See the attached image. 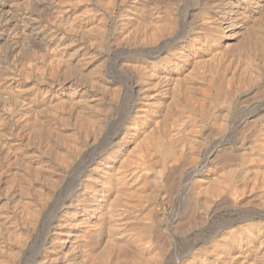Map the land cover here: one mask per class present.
<instances>
[{
  "label": "rangeland",
  "instance_id": "obj_1",
  "mask_svg": "<svg viewBox=\"0 0 264 264\" xmlns=\"http://www.w3.org/2000/svg\"><path fill=\"white\" fill-rule=\"evenodd\" d=\"M225 8V0H0V264H209L220 241L250 240L254 225L264 236V218L249 219L264 206L256 162L264 146L254 143L264 132V44L248 38L249 48L221 52L209 31ZM246 15H262L264 37V10ZM183 117L196 126L189 162ZM110 168L130 190L146 178L152 195L137 203L127 192L130 208L120 206L115 222L128 235L118 240L115 229L88 233L83 223L94 225L84 209L100 199ZM211 174L220 190L198 202L193 184ZM148 207L146 221L132 219ZM248 249L227 264H264V246Z\"/></svg>",
  "mask_w": 264,
  "mask_h": 264
},
{
  "label": "bare ground",
  "instance_id": "obj_2",
  "mask_svg": "<svg viewBox=\"0 0 264 264\" xmlns=\"http://www.w3.org/2000/svg\"><path fill=\"white\" fill-rule=\"evenodd\" d=\"M66 1V0H65ZM223 1V0H222ZM24 2V1H23ZM226 2V8L224 9L225 10V19H223L224 21H222L223 23H220V22H217V23H220L218 25V27L216 28H213L211 29V31H209V34L210 36H214L215 37V40L217 41V44H218V48L220 49L221 52H223L224 54L226 53H229V52H233V51H237V47L239 46H247V45H244V42L245 40H248V38H250V42H253L251 40V38L257 42V44H264V37L261 36V34H257L258 33V30H259V24H261L263 22V18H262V15H260L261 17H253V16H247L246 15V10H247V7H252L253 6V10H255V12H262V10H264V0H225ZM19 4V3H18ZM58 4V3H57ZM12 5V4H11ZM57 9V8H56ZM214 9V8H213ZM7 10V9H6ZM11 10V9H10ZM249 10V9H248ZM4 12H7L4 10ZM250 12V11H249ZM248 13V12H247ZM220 14V13H219ZM223 14V13H222ZM259 14H262V13H259ZM223 15V16H224ZM5 16V15H4ZM7 16V15H6ZM221 16V15H220ZM257 16V15H256ZM64 18V17H63ZM8 20V19H7ZM29 20V19H28ZM58 20V19H57ZM221 20V19H219ZM218 20V21H219ZM54 22V21H53ZM20 25V24H19ZM70 27V26H69ZM56 31V30H55ZM211 32V33H210ZM257 32V33H256ZM51 33V32H50ZM50 35V34H49ZM31 36V35H30ZM52 36V35H51ZM32 37V36H31ZM46 37H50V36H46ZM55 37V36H54ZM257 39V40H255ZM41 40V38H40ZM214 42V41H213ZM247 43V41H246ZM245 43V44H246ZM251 44H254L251 43ZM250 44V45H251ZM249 45V43H248ZM255 45V44H254ZM213 46H216V44ZM196 47V46H195ZM249 48V46H247ZM244 48V47H243ZM212 49V48H211ZM239 49V48H238ZM218 50V49H216ZM240 50V49H239ZM245 51V53L247 52V48H244L243 49ZM195 51V50H194ZM215 52V50H213ZM219 51V50H218ZM242 51V50H241ZM249 51V50H248ZM49 52V51H48ZM185 53V52H184ZM218 55H219V52H217ZM236 53V52H235ZM249 53V52H247ZM186 54V53H185ZM224 54H222V58L224 56ZM34 55V54H33ZM221 55V54H220ZM230 55V53H229ZM183 56V55H182ZM185 56V55H184ZM215 56V55H214ZM217 56V55H216ZM251 56V55H250ZM58 57V56H57ZM186 57V56H185ZM188 57V56H187ZM61 58V57H60ZM209 58V57H208ZM207 58V59H208ZM239 58V57H238ZM253 58V57H252ZM177 59V58H176ZM180 59V57L178 58ZM183 58H181L182 60ZM185 59V58H184ZM183 59V60H184ZM180 60V61H181ZM182 60V61H183ZM191 60V59H190ZM192 60H193V57H192ZM254 60V58H253ZM187 61V60H185ZM194 61V60H193ZM217 61V60H216ZM65 62V61H64ZM189 62V59L188 61ZM175 63V62H174ZM181 63V62H179ZM184 63V62H183ZM239 64V63H238ZM179 65V64H178ZM182 65V64H181ZM130 66V65H129ZM255 66V65H254ZM134 67V66H133ZM163 67V66H162ZM202 67V66H201ZM167 68V67H166ZM176 68V67H175ZM208 68V67H207ZM171 69V68H170ZM194 69V68H193ZM241 69V68H240ZM262 69V68H261ZM149 70V69H148ZM242 71V70H241ZM162 72V71H161ZM165 72V71H164ZM208 72V71H207ZM153 73V72H152ZM168 73V72H166ZM252 74V73H251ZM150 77V76H149ZM166 76H164L163 78H165ZM189 77V76H188ZM151 78V77H150ZM155 78V77H154ZM171 78V77H170ZM173 78V77H172ZM232 78V77H231ZM237 78H238V75H237ZM158 79V78H157ZM162 79V78H161ZM175 79V78H174ZM159 80V79H158ZM174 81V80H173ZM187 81V79H186ZM175 83V82H174ZM160 84V83H159ZM163 84V83H162ZM182 85V84H181ZM151 86V85H150ZM180 86V85H179ZM184 86V85H183ZM149 87V86H148ZM187 89V88H186ZM179 90V89H178ZM186 91V90H185ZM188 93V92H187ZM186 93V94H187ZM185 94V95H186ZM191 97V96H189ZM264 98V97H263ZM168 99V98H167ZM173 99V98H172ZM178 100V99H177ZM184 100V99H183ZM187 100V99H186ZM190 100V99H189ZM180 102V101H178ZM157 104V103H156ZM163 104V103H162ZM209 104V103H208ZM174 105V104H173ZM171 106V105H170ZM161 109V108H160ZM225 110V109H224ZM164 114V113H162ZM143 115V114H142ZM184 115V114H183ZM188 115V114H186ZM190 115V114H189ZM188 115V116H189ZM221 115V114H220ZM185 120V125H186V135H184V139L187 137L189 139V141L191 142V151L188 155L185 156V160L186 162L188 161H192V160H195L196 158V155H197V147H196V141L197 139H195V129L194 127L195 126V120L193 121L192 119L188 118V117H183ZM163 119V118H162ZM183 120V119H182ZM220 121V120H219ZM162 123V122H161ZM197 124V122H196ZM150 126V125H149ZM223 126V125H222ZM216 128V127H215ZM218 128V127H217ZM218 130V129H217ZM256 133V132H255ZM133 134V133H132ZM144 134V133H143ZM140 139V138H139ZM182 139V140H184ZM187 141V139H185ZM184 140V142H185ZM254 143L256 144H259V146H264V132H259V134L257 136H255V139H254ZM129 141V140H127ZM137 141V140H136ZM187 141V142H189ZM140 142V141H139ZM138 142V143H139ZM144 142V141H143ZM179 142V141H178ZM189 142V144H190ZM183 143V142H182ZM134 144V143H133ZM141 144V143H139ZM137 146V145H136ZM142 147V146H141ZM264 148V147H263ZM255 149H258V148H255ZM261 149V148H259ZM254 150V149H253ZM263 150V149H262ZM261 151V150H260ZM254 152V151H253ZM260 153V152H258ZM262 154V153H261ZM264 154V153H263ZM262 154V155H263ZM124 155V154H123ZM259 155V154H258ZM251 156V155H250ZM257 156V153L255 155V157ZM115 157V156H114ZM253 157V156H252ZM250 157V158H252ZM127 158V157H126ZM230 158V157H229ZM245 158V156H244ZM249 158V160H251ZM109 159V158H108ZM228 159V158H227ZM234 159V158H233ZM237 159V158H236ZM253 159V158H252ZM126 160V159H125ZM154 160V159H153ZM244 160V159H243ZM114 161V160H113ZM170 161V160H169ZM245 161H248L247 159ZM250 162V161H249ZM252 160L250 163L248 164H252ZM256 162L257 163H262L264 162V157H261L259 155V157H257L256 159ZM192 164V163H191ZM103 166H109V165H104L102 164ZM119 165V164H118ZM246 165V164H245ZM255 165V164H254ZM257 166V165H256ZM105 168V167H104ZM108 168V167H107ZM248 168V167H247ZM258 168V166H257ZM102 169V168H100ZM121 169V168H120ZM262 169V168H261ZM115 170L114 168H110L109 170H105L102 171L103 172V175H102V185L100 187V192L99 194H102L100 195V199H98L97 197L96 200L94 201V206H91V208H89V210H87L86 208L84 209L85 213L86 212H91L93 213L91 216H94V225H90V221H85L83 223L86 224V229H87V232L90 233V232H93L91 229H93V226H98V227H108V231H110L109 229L113 230L114 229L117 231V232H114L112 233V236L113 238L115 239H120L121 237H124L126 235H128V230L126 231L124 228H123V231H126V232H123L121 230H119L115 222L116 220V210L118 208H121L120 206H124V209L125 207H129L126 200H124V196L127 195V192L129 191H133L134 194H135V197L137 198V203L139 202H142L144 201L145 199H148L150 197L147 196V186H148V182L146 180V178H142V179H134L132 180V190H130L129 188H127V184L129 183L127 181V179H125L123 176L121 175H116V173H113L112 171ZM264 170V168H263ZM118 171V169L116 170ZM177 171V170H176ZM174 173V171H173ZM257 173V172H256ZM130 174V173H129ZM212 176L208 177H203L202 179H199L197 180L194 184H193V187H192V193L195 197V199H198L197 201L199 202V200H202L203 202H205L206 204L211 200V197H213L214 195H216L217 191L220 190L219 189V177H216L215 174H211ZM217 175V174H216ZM221 175V174H220ZM227 175V174H226ZM252 176V175H251ZM261 177V176H260ZM152 179V178H151ZM90 180V179H89ZM114 180V181H113ZM221 180V179H220ZM126 181L128 182L126 184ZM153 181V180H152ZM99 182V181H98ZM170 182V181H169ZM168 182V183H169ZM154 183V181H153ZM166 184V183H165ZM222 185V184H220ZM109 186L110 188L113 189V191L111 190L109 192L108 191H104L103 188ZM108 189V188H107ZM263 189V188H262ZM219 192V191H218ZM153 193V192H152ZM216 193V194H215ZM129 195V194H128ZM152 196V195H151ZM153 198V197H152ZM230 198V197H229ZM127 199V198H126ZM194 199V200H195ZM129 201V200H128ZM166 201V200H165ZM130 202V201H129ZM93 203V202H92ZM195 203V202H194ZM193 203V204H194ZM204 203V204H205ZM136 204V203H135ZM205 204V205H206ZM230 204V203H229ZM132 205V203H131ZM138 205V204H136ZM90 207V206H89ZM134 207V206H133ZM137 207V206H136ZM170 207V206H169ZM130 208V207H129ZM149 208V207H148ZM198 208V207H197ZM202 208V207H201ZM262 209H264V206L261 207ZM128 209V208H127ZM133 209V208H132ZM132 209H129L130 211ZM262 209L261 210H255L256 212L254 214H252L251 216L252 217H249V219H252L253 217L255 216H258V217H261V218H264V212H262ZM154 210V209H153ZM151 207L148 209V210H144L138 214H136L134 216V219L135 221L141 223L143 221H146L149 216H151L152 214V211ZM136 213H137V210H136ZM90 214V213H89ZM248 214V212H247ZM118 215V214H117ZM121 215V214H120ZM204 215V214H203ZM115 218V219H114ZM63 219V218H62ZM88 219V218H87ZM119 219V218H118ZM120 219H121V216H120ZM126 220H129V217L127 216V218L125 219ZM131 220V219H130ZM79 221V220H78ZM84 221V220H83ZM117 221V220H116ZM239 221V220H238ZM82 222V220H81ZM80 222V223H81ZM93 222V221H92ZM193 223V222H192ZM136 224V223H135ZM134 224V226H135ZM261 224V223H259ZM264 224V222H263ZM83 225V224H81ZM253 225V224H251ZM74 226H76V224H74ZM128 226L130 227L131 225L128 224ZM127 226V227H128ZM133 226V224H132ZM131 226V227H132ZM136 226H139L136 224ZM103 227V228H104ZM140 227V226H139ZM247 227H250V226H247ZM257 227H260L259 225H254V227L252 226L253 229H255V235L253 238H251L249 240L248 237H245V239H239V238H233L231 240H227L226 242H222L220 241L221 243H219L217 245V256L214 257V259L210 262H208L209 264H227V261L229 260H232V262H237V259L238 258H243V259H246L249 254H250V249H248L250 247V245H255L257 244L259 247L261 246H264V236L262 234V231L261 229L257 228ZM76 228V227H74ZM85 228V227H84ZM180 228V227H179ZM106 229V228H105ZM133 229H135L133 227ZM133 229H130L131 231ZM84 230V229H83ZM138 230V229H137ZM142 230V229H141ZM97 231V230H96ZM95 231V232H96ZM134 231V230H133ZM154 231V230H153ZM93 232V233H95ZM107 232V231H106ZM130 232V231H129ZM247 232V231H246ZM135 233V232H134ZM264 233V232H263ZM65 234V233H64ZM95 234H98V233H95ZM248 234V233H247ZM66 235V234H65ZM94 234H92L93 236ZM130 235V234H129ZM72 236L74 237H77V232H75ZM108 236V235H107ZM139 236V235H138ZM141 236V235H140ZM249 236V235H248ZM263 236V238H261ZM88 237V236H87ZM97 237V236H96ZM111 237V236H110ZM127 237V236H126ZM125 237V238H126ZM89 238V237H88ZM95 238V237H94ZM92 238V239H94ZM129 238V237H128ZM218 238V237H217ZM232 238V237H231ZM261 238V239H260ZM84 239V238H83ZM131 239V238H130ZM147 239V238H146ZM219 239V238H218ZM59 240V239H58ZM74 240V239H73ZM82 240V239H81ZM80 240V241H81ZM91 240V239H89ZM95 240V239H94ZM93 240V241H94ZM110 240H113L112 238ZM126 240V239H125ZM124 240V242H125ZM129 240V239H128ZM226 239H223V241H225ZM60 241V240H59ZM75 241V240H74ZM97 241V240H96ZM95 242V241H94ZM100 242V241H99ZM104 242V241H103ZM113 242V241H112ZM112 242H110L112 244ZM130 242V241H128ZM96 243V242H95ZM116 243V244H115ZM131 243V242H130ZM136 243V242H134ZM138 243V242H137ZM141 243V242H140ZM75 244V243H74ZM117 245L118 248L121 250L122 252V249L125 247L127 248V246L129 244H127V246L125 245L124 246V243L123 242H114L112 244V247L110 245L111 248H113V246ZM73 245V244H72ZM80 245V244H79ZM84 245V244H83ZM132 245V244H131ZM165 245V244H164ZM72 247V246H70ZM109 247V246H108ZM115 247V246H114ZM130 247V246H129ZM127 248L129 251H131L130 249L132 248ZM132 247V246H131ZM208 247V246H206ZM256 247V246H255ZM86 248V247H85ZM98 248V247H97ZM116 248V249H118ZM124 248V249H125ZM258 248V247H257ZM123 249V254H126L124 253L125 251H128L127 249L124 250ZM135 249V248H134ZM95 249H93L94 251ZM97 250V249H96ZM101 249H99L100 251ZM115 250V249H114ZM59 251V250H58ZM92 251V253H93ZM105 251V250H104ZM117 250L113 251V252H116ZM127 252L128 255L130 254V256L132 255L130 252ZM88 252V251H87ZM97 252V251H96ZM117 253L119 254L120 251L118 250ZM121 253V254H122ZM133 253V252H132ZM142 254V253H141ZM140 254V255H141ZM252 254V253H251ZM94 255V254H93ZM114 255V254H113ZM126 255V256H128ZM134 255V253H133ZM139 255V256H140ZM148 255V254H147ZM120 256V254H119ZM118 256V257H119ZM125 256V255H123ZM157 256V255H156ZM212 256V255H211ZM90 257V256H89ZM115 257V256H114ZM122 257V256H121ZM135 257V255H134ZM142 257V256H141ZM260 257V256H259ZM262 257V256H261ZM116 258V257H115ZM114 258V259H115ZM133 257L129 258V260L131 259L132 260ZM144 258V257H143ZM146 258V257H145ZM201 258V257H200ZM107 259V258H106ZM125 259V258H124ZM94 260V259H93ZM101 260V259H100ZM121 260V258H120ZM130 260V261H131ZM63 261V260H62ZM82 261V260H81ZM113 261V260H112ZM123 261V259H122ZM126 261V260H125ZM128 261V260H127ZM126 261V262H127ZM243 261V260H242ZM117 263L119 261H116ZM125 262V263H126ZM150 262V261H148ZM147 262V263H148ZM231 262V263H232ZM151 263V262H150ZM97 264V262H96ZM119 264V263H118ZM122 264V263H121ZM128 264V263H127ZM153 264V263H152ZM240 264V262L238 263Z\"/></svg>",
  "mask_w": 264,
  "mask_h": 264
}]
</instances>
